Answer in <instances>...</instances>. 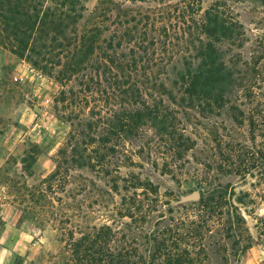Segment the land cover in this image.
Returning a JSON list of instances; mask_svg holds the SVG:
<instances>
[{"label": "rangeland", "instance_id": "374dc122", "mask_svg": "<svg viewBox=\"0 0 264 264\" xmlns=\"http://www.w3.org/2000/svg\"><path fill=\"white\" fill-rule=\"evenodd\" d=\"M81 4L87 17L97 9L108 10L112 19L128 11L138 20L148 17L154 29L147 34L162 44L150 47L154 76L179 66V57L184 56L182 42L180 48L164 45V28L169 29V39L175 22L181 26L179 16L187 18L193 12L199 21L216 11L232 32L215 39L214 47L220 54L217 64L235 70L227 96L237 110L213 108L210 113L176 105L177 127L165 134L146 126L138 139L105 145L94 142L99 135L93 132L92 141L83 147L92 158L87 163L98 167L75 169L67 177L70 120L87 116L89 108L61 103L65 84L55 72L51 76L40 72L0 43V264H72L70 244L89 229L104 226L137 238L146 264H166V255L182 264H264V0H84ZM181 28L174 35H180L185 27ZM77 86L71 82L66 90ZM90 101L89 107L95 103ZM110 148L116 152L107 155L108 165L97 162L94 151L100 150L102 156ZM134 176L137 179L131 180ZM50 182L54 190L48 195L54 208L49 207L44 218L38 215L39 221L27 217L18 196L25 188L45 189ZM128 207L136 220L146 221L131 224ZM165 228L157 242L145 244L147 235ZM160 253L166 258H155Z\"/></svg>", "mask_w": 264, "mask_h": 264}, {"label": "trees", "instance_id": "16d2710c", "mask_svg": "<svg viewBox=\"0 0 264 264\" xmlns=\"http://www.w3.org/2000/svg\"><path fill=\"white\" fill-rule=\"evenodd\" d=\"M83 1L0 0V43L10 47L12 54L30 62L40 72L48 76L55 72L60 83L65 84L61 103L68 102L71 108L80 110L89 108L87 116L81 117L80 114L70 120L71 152L64 162L65 176L70 177V172L75 169L98 167L93 162V166L91 162L87 163L92 158L85 155L83 147L92 141L89 137L93 132L99 135V140L94 142L105 145L113 140L138 139L144 134L146 126L165 134L167 129L177 127L176 105L187 104L210 113L213 108H226L230 113L237 110L236 104L227 96L236 77L235 70L232 66L217 64L220 54L214 47L215 39L232 32L216 11L207 12L199 21L193 12L187 18L179 16L181 26L185 28L180 35H174L182 29L175 20L176 30L171 32L173 34L169 39V29L164 28V45L180 48L182 42L184 56H178L182 62L179 66L169 70L164 68L168 72L161 69L154 76L155 59L149 51L151 46L155 47L156 42L161 44V41L155 35L147 34L149 28H153L149 18L138 20L128 11L112 19L108 10L101 9L87 17V8L81 4ZM112 4L115 5L113 1ZM141 27L146 29L144 33ZM169 28L173 29L172 26ZM74 81L77 88L66 90L68 84ZM90 100L95 102L91 107ZM112 102L117 105L109 106ZM99 152L94 151L98 155L97 162L105 164L107 155L114 154L116 150L106 149L102 156ZM105 173L109 177L111 171ZM136 177H131V180ZM66 182V179L62 181L63 184ZM113 183L117 188V183ZM147 184L152 187L151 182ZM139 185L144 187L145 183L139 182ZM53 190L51 182L45 189H24L18 200L21 205H26L23 212L27 217L39 221L38 215L44 218L49 207L54 208L48 195ZM135 199L136 196L130 198L132 202ZM202 201L205 199L202 198ZM125 209L131 215V224L146 221L144 217L136 220L131 213L132 207ZM156 231L144 238L146 245L157 242L158 236L165 235L167 229ZM80 237L70 244L72 258H68V262L72 264H80L81 261L84 264H146L137 238L123 233L119 235L105 226L91 228ZM163 238L159 244L161 250L164 247ZM162 256L160 253L155 258ZM166 256L169 257L166 264H182L180 259Z\"/></svg>", "mask_w": 264, "mask_h": 264}, {"label": "water", "instance_id": "95a60500", "mask_svg": "<svg viewBox=\"0 0 264 264\" xmlns=\"http://www.w3.org/2000/svg\"><path fill=\"white\" fill-rule=\"evenodd\" d=\"M197 197V195H194V197H191V198H196Z\"/></svg>", "mask_w": 264, "mask_h": 264}]
</instances>
